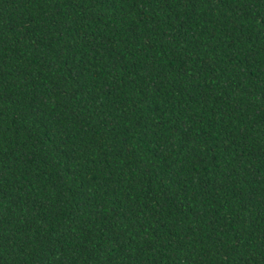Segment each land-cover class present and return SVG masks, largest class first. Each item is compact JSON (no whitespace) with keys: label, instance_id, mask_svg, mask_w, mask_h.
I'll return each instance as SVG.
<instances>
[{"label":"trees","instance_id":"16d2710c","mask_svg":"<svg viewBox=\"0 0 264 264\" xmlns=\"http://www.w3.org/2000/svg\"><path fill=\"white\" fill-rule=\"evenodd\" d=\"M0 264H264V0H0Z\"/></svg>","mask_w":264,"mask_h":264}]
</instances>
